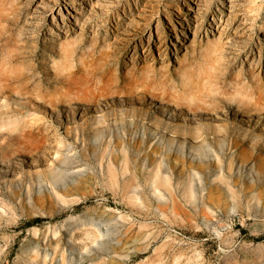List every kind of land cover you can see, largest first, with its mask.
Wrapping results in <instances>:
<instances>
[{
  "label": "rangeland",
  "instance_id": "obj_1",
  "mask_svg": "<svg viewBox=\"0 0 264 264\" xmlns=\"http://www.w3.org/2000/svg\"><path fill=\"white\" fill-rule=\"evenodd\" d=\"M4 88L0 264H264V0H0Z\"/></svg>",
  "mask_w": 264,
  "mask_h": 264
},
{
  "label": "bare ground",
  "instance_id": "obj_2",
  "mask_svg": "<svg viewBox=\"0 0 264 264\" xmlns=\"http://www.w3.org/2000/svg\"><path fill=\"white\" fill-rule=\"evenodd\" d=\"M164 72H165V70H163ZM121 72V71H120ZM123 73V72H122ZM161 73V72H160ZM165 74V73H164ZM162 75V74H161ZM113 76H115V75H113ZM117 76V75H116ZM119 76V75H118ZM135 77V76H134ZM117 78V77H116ZM116 78H114L115 79V81H116ZM169 79V78H168ZM123 80V79H122ZM121 80V81H122ZM115 81L113 82L114 84H115ZM151 81V80H150ZM127 82V81H126ZM128 82H130V81H128ZM147 84H144V82H141V83H139L138 82V79H133L132 78V80H131V83L130 84H128V85H124L123 87H125V88H127V90L128 91H131V92H134L137 88H138V86L139 85H143L144 87H146V89L147 90H149V89H154V84L153 83H151V82H146ZM152 84V86L151 85H149V84ZM108 84V83H107ZM110 85V84H109ZM108 85V86H109ZM105 86H106V84H105ZM112 86V85H111ZM115 87V86H114ZM124 88V89H125ZM121 89V88H120ZM106 90V89H105ZM117 90H118V87H117ZM8 91V89H6V88H4V89H0V95H3L5 92H7ZM120 91V90H119ZM152 91V90H151ZM106 92H107V90H106ZM109 92V91H108ZM118 92V91H117ZM138 92V91H137ZM140 92V91H139ZM162 92V91H161ZM115 93V92H114ZM126 93H127V91H126ZM112 94V93H111ZM162 93H160V95H161ZM168 94V93H167ZM98 94H96V93H93L92 94V98H95L96 96H97ZM137 95H139V94H136V96ZM152 95V94H151ZM159 95V96H160ZM163 95V94H162ZM166 96V95H165ZM209 96H211V95H209ZM212 98V97H211ZM136 100V99H135ZM138 100V99H137ZM235 100V102L237 103V106H238V109L239 110H242L243 111V113L245 114V112H246V110L247 109H251V108H260L261 107V105H260V101L259 100H255L254 102L252 101V99L251 98H245V96H240V98H235L234 99ZM189 102V104H191V105H193V106H196L197 108L198 107H204V108H207V110L209 109V108H213L214 109V107H216V104H215V102L214 101H212V100H201V101H194V100H190V101H188ZM235 104V103H234ZM203 108V109H204ZM190 109V108H189ZM191 109H192V107H191ZM246 109V110H245ZM248 111V110H247ZM200 112H202V111H200ZM242 113V114H243ZM246 115V114H245ZM178 132V131H177ZM188 132V131H187ZM40 133V132H39ZM1 135V134H0ZM40 136V135H39ZM20 138V137H19ZM35 144L33 145V148H35V149H39L42 145V143H41V140L40 139H37L35 142H34ZM23 147H25V146H20V145H17L16 146V148L14 149L15 151H20L21 150V148H23ZM62 238V237H61ZM60 238V239H61ZM51 241H52V239H50ZM51 243V242H50Z\"/></svg>",
  "mask_w": 264,
  "mask_h": 264
},
{
  "label": "trees",
  "instance_id": "obj_3",
  "mask_svg": "<svg viewBox=\"0 0 264 264\" xmlns=\"http://www.w3.org/2000/svg\"><path fill=\"white\" fill-rule=\"evenodd\" d=\"M40 218H36L34 221H32V223H30L28 226H31V225H34V224H36V223H38V222H40Z\"/></svg>",
  "mask_w": 264,
  "mask_h": 264
}]
</instances>
